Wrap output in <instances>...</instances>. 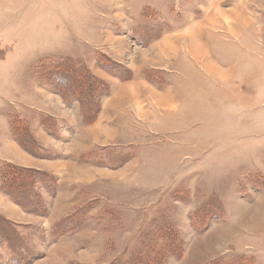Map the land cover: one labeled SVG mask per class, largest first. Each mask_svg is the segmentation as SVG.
I'll use <instances>...</instances> for the list:
<instances>
[{"label":"rangeland","instance_id":"rangeland-1","mask_svg":"<svg viewBox=\"0 0 264 264\" xmlns=\"http://www.w3.org/2000/svg\"><path fill=\"white\" fill-rule=\"evenodd\" d=\"M5 163L28 264H264V0H0Z\"/></svg>","mask_w":264,"mask_h":264},{"label":"trees","instance_id":"trees-1","mask_svg":"<svg viewBox=\"0 0 264 264\" xmlns=\"http://www.w3.org/2000/svg\"><path fill=\"white\" fill-rule=\"evenodd\" d=\"M63 60V59H62ZM60 63V65L63 62H53L51 63V65H48L47 68H49V72L51 73H55L54 67H57V69H61V66L58 65ZM67 63H71V61L69 60V62L67 61ZM72 64V63H71ZM74 66V65H73ZM64 70L66 69L65 66H63ZM81 71H85L84 69H80ZM69 71H75L77 74L79 73L80 76L82 77H87L89 81H87V85L85 86H81L80 89L83 90L85 89H92V85L94 84L93 81H96L94 79V77H89V74L87 72H81L78 71V69L76 67H71L69 64L67 65V72L69 73ZM70 74V73H69ZM67 78H69V76H65ZM93 80V81H92ZM84 89V90H85ZM80 90V94L82 93ZM84 93V91H83ZM85 95H87V92L85 93ZM83 97H87L84 96V94H81V98ZM92 99V98H91ZM90 99V100H91ZM80 103H82V110L83 113H87L86 111H92V109L90 108V105L88 103H84L82 100H79ZM96 108V107H94ZM93 113V112H92ZM24 128V127H23ZM23 134L24 138H27V133H24V129L23 132L21 133ZM27 136V137H26ZM18 143L21 145V147H23L26 151H28L27 146L25 145V141H21L19 140ZM32 170H26L11 164V163H5L3 165V167L0 169L1 174H5V176L8 177H4V179L6 181L12 179V180H19L20 182L17 183V185H21L23 186L22 189H20L19 191H17V188L15 189L14 187H12L13 183L10 184H1V188L4 189L5 191H7L10 196H12L13 198V190L15 189V192L18 193V196L15 197V202L19 205L22 206L23 202H20V200H18V198L22 199L24 195H26L24 188H30V182L32 181H38V179L36 178V175H38L39 173H34L31 172ZM23 173H30L32 174V180L28 181V177L27 175H23ZM25 192V193H24ZM23 207V206H22ZM167 228L164 229V233H166ZM21 233H18L16 228L14 226H12L8 221H6V219H3L0 217V245H2L3 247H5V249L7 250L9 257L8 260L9 263L11 264H28L27 257L24 259H22L23 253H29L30 254V250H28L27 252V247L22 239V237L20 236ZM159 244L157 243H145L144 249L142 250H136V251H132V252H128V253H123L119 256H117L114 260L110 261L108 264H167V262H165L163 260V254L164 253H159L160 251V247L158 246ZM183 244L178 241L177 243H173V246H171V248L166 252L169 253V255L174 256V257H180L183 254ZM22 253H21V252ZM159 256V258H158ZM222 264H236L234 261L232 262H220ZM214 264V263H211Z\"/></svg>","mask_w":264,"mask_h":264}]
</instances>
